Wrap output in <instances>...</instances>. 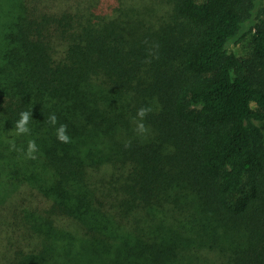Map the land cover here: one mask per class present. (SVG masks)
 <instances>
[{
    "label": "trees",
    "instance_id": "1",
    "mask_svg": "<svg viewBox=\"0 0 264 264\" xmlns=\"http://www.w3.org/2000/svg\"><path fill=\"white\" fill-rule=\"evenodd\" d=\"M251 2L0 0V264H264V6L253 59L228 48Z\"/></svg>",
    "mask_w": 264,
    "mask_h": 264
},
{
    "label": "clouds",
    "instance_id": "2",
    "mask_svg": "<svg viewBox=\"0 0 264 264\" xmlns=\"http://www.w3.org/2000/svg\"><path fill=\"white\" fill-rule=\"evenodd\" d=\"M154 48H158V45H154ZM150 54H154L151 53ZM151 112L150 107H141L137 110L136 118H134V123L136 124L135 131L138 135H145L148 131L145 124L143 123L144 118L148 115V113ZM32 119V111H22L20 113V119L16 122L14 126V131L10 134L14 133L15 135H25L30 134V128L29 124ZM47 122L51 124L52 126L57 125V117L55 113H52L48 116ZM56 137L58 141L61 143H70L71 138L67 134V125L61 124L58 128H56ZM12 148L15 149L14 142L12 143ZM38 151V146L35 142V140H29L28 147H27V153L26 155L28 158L35 159V153Z\"/></svg>",
    "mask_w": 264,
    "mask_h": 264
},
{
    "label": "rangeland",
    "instance_id": "3",
    "mask_svg": "<svg viewBox=\"0 0 264 264\" xmlns=\"http://www.w3.org/2000/svg\"><path fill=\"white\" fill-rule=\"evenodd\" d=\"M104 3L106 5V8H108L110 3L117 5L119 3V0H104ZM263 6H264V0H253V2H251L246 7V9H244V11L246 10L244 13L245 16L244 26H245V31L247 32L246 37L242 42L238 44L233 43L228 46L231 52L235 53L238 57H240L244 61H250L253 59L252 34L250 32V29H252L255 23L258 21V16L262 11Z\"/></svg>",
    "mask_w": 264,
    "mask_h": 264
}]
</instances>
